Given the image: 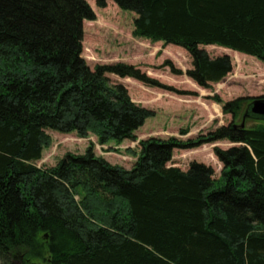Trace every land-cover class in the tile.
Here are the masks:
<instances>
[{
  "label": "trees",
  "instance_id": "trees-1",
  "mask_svg": "<svg viewBox=\"0 0 264 264\" xmlns=\"http://www.w3.org/2000/svg\"><path fill=\"white\" fill-rule=\"evenodd\" d=\"M136 15L134 36L185 49L186 74L202 88L233 71L219 46L264 62V0H97ZM86 0H0V264H264V122L252 99L209 137L139 142L128 170L95 153L66 154L38 167L47 131L97 137L101 146L136 142L154 112L134 103L108 74L174 90L132 65L82 57ZM240 55H238L239 58ZM182 74L180 71H175ZM223 164L170 166L175 149L211 142Z\"/></svg>",
  "mask_w": 264,
  "mask_h": 264
},
{
  "label": "rangeland",
  "instance_id": "rangeland-1",
  "mask_svg": "<svg viewBox=\"0 0 264 264\" xmlns=\"http://www.w3.org/2000/svg\"><path fill=\"white\" fill-rule=\"evenodd\" d=\"M86 1L96 16V19L83 24L82 57L90 68L120 63L132 65L174 89L152 88L132 78L108 74L111 84H124L134 103L154 112V116L136 132L139 142L153 138L196 142L199 137H209L210 133L233 121L231 114L224 113L227 103L264 97V62L259 59L219 46L202 47L212 57L229 56L233 64L232 73L225 79L212 84L209 89L202 88L186 74L193 66L185 49L136 38L133 34L135 14L121 10L112 1L105 8H99L97 0ZM47 133L53 142L37 163L43 169L56 167L66 154H84L91 142L96 145V155L105 157L112 165L132 169L137 160L126 153L128 148L139 152L137 142L125 141L121 145L113 142L102 147L94 135L80 138L76 133ZM237 146L228 141H218L192 149H175L170 166L186 171L192 162L202 163L213 168L214 178L219 179L224 166L215 148L226 150Z\"/></svg>",
  "mask_w": 264,
  "mask_h": 264
},
{
  "label": "water",
  "instance_id": "water-1",
  "mask_svg": "<svg viewBox=\"0 0 264 264\" xmlns=\"http://www.w3.org/2000/svg\"><path fill=\"white\" fill-rule=\"evenodd\" d=\"M247 113L255 116L257 119L264 121V99H255L247 107Z\"/></svg>",
  "mask_w": 264,
  "mask_h": 264
}]
</instances>
